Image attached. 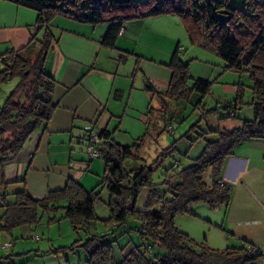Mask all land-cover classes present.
I'll return each instance as SVG.
<instances>
[{
    "label": "trees",
    "instance_id": "1",
    "mask_svg": "<svg viewBox=\"0 0 264 264\" xmlns=\"http://www.w3.org/2000/svg\"><path fill=\"white\" fill-rule=\"evenodd\" d=\"M1 1L36 12L38 31H43V36L41 40L37 39V34L33 37L38 49L35 58L7 53L5 55L12 54L14 58L3 62L4 69L0 72V84L13 76L20 77V84L0 109V233L12 237L15 228L38 224L42 214L56 213L59 204L65 202V218L73 230L88 235L83 245L88 255L87 264H259L262 256L251 254L244 245L222 251L211 249L205 243L198 246L189 235L177 229L175 219L191 214L195 204H228L231 191L222 178L226 159L246 141L264 138V0H243L242 8L233 5L231 0ZM163 15L178 16L191 42L216 50L228 64V70L249 74L253 82V118L241 120L237 116L240 105L244 104L243 89L239 87L234 103L226 105V116L220 119L225 126L218 130L208 129L198 136L205 142L200 156L186 169L179 164L173 166L172 170L180 172L181 176L178 182H167L168 193L158 190L152 180L154 169L141 157L151 135V112L145 136L132 147L121 146L107 131H89L86 151L93 133L101 139L97 147L105 161L104 185L110 195L109 221L114 228L124 226L130 217L141 223L136 230L141 244L130 248L127 255L117 260L112 243H104V237L91 232L96 220L95 203L99 198L96 191L88 192L78 181L69 180L63 189L51 191L42 199L33 198L25 189L20 190L14 194V202L9 203L7 195L1 192L2 187L6 188L4 169L35 130L49 124L57 108L53 100L55 81L45 73L46 55L54 40L49 27L54 19L64 17L92 26L109 24L101 45L115 49L126 23ZM221 15L229 20L223 22ZM179 49L177 46L168 64L171 80L161 95L172 101L188 99L191 93L198 97L207 95L211 88L207 82L199 80L193 89L188 88L192 78L189 66L180 59ZM147 89L154 90L151 85ZM228 118L240 122L229 126ZM165 121L166 131L173 136L171 122ZM183 138L186 136L178 142ZM178 142L175 141V148ZM209 170L212 176L207 182L205 174ZM143 190H148V194L143 209L138 211L136 206ZM247 244L263 253L258 246ZM3 249L9 250L4 245Z\"/></svg>",
    "mask_w": 264,
    "mask_h": 264
},
{
    "label": "rangeland",
    "instance_id": "2",
    "mask_svg": "<svg viewBox=\"0 0 264 264\" xmlns=\"http://www.w3.org/2000/svg\"><path fill=\"white\" fill-rule=\"evenodd\" d=\"M150 19L142 40L132 41L126 45L129 50L127 60L121 64L116 76L117 81L113 83L126 93H122L123 97L120 100H116L113 94L110 110L114 117L110 129L121 146L132 147L145 136L146 121L149 120L151 112V135L141 151V157L148 167L154 169L152 180L158 190L168 193L167 182H178L177 179L181 176L180 172L172 170L173 166L179 164L186 169L200 156L205 142L198 136L208 129L218 130L225 126L220 119L223 120L226 116V105L234 103L239 87L243 89L244 104L240 105L237 116L241 120L253 118L251 104L254 99L253 82L248 73L228 70V64L220 58L216 50L193 44L178 16L163 15ZM177 46L180 47V59L189 66L192 79L188 83V88L193 89L199 80L207 82L211 84L207 95L198 97L191 93L188 99L181 101L168 100L161 95L171 80L168 64ZM114 57L119 61L118 55ZM19 84V76H13L9 81L0 84V109ZM148 85L154 89L151 95L147 89ZM132 87L135 91L131 95ZM165 120L171 122L173 136L166 131ZM226 120L229 126L240 122L232 118ZM183 136L187 139L183 138L178 142ZM175 141L178 142L176 148L173 146ZM77 143H79L77 153L85 156L86 142L79 140ZM86 160L89 161L87 158ZM88 166L85 171L79 172L80 178H84L80 184L86 191H96L99 194L95 203L96 220L91 232L93 235L104 237V243H112L116 258L119 260L127 255L130 248L141 244L136 231L141 223L137 218L130 217L124 226L119 228L112 226L108 207L110 195L104 185L105 161L94 159ZM4 173L6 177L5 169ZM211 176L209 170L205 174V180L210 181ZM5 181L6 188L2 187L1 192L7 195V202L13 203L14 194L20 191V188L16 187L19 185L15 186V183L7 179ZM145 192L148 194V190L142 191L137 210L144 207ZM167 197L171 198L168 195ZM66 205L62 202L56 213L42 214L39 223L30 226L32 233L30 236L23 235V227L15 228L13 237L0 233V264H87L88 255L83 245L88 235L83 231L77 234L73 230L65 218L63 207ZM219 209H222L221 206L195 204L191 210L192 215L178 216L175 225L179 231L187 235L193 234L194 237L190 238L198 246L201 243L206 244L210 229L207 221H217L220 218ZM6 238L7 241H4ZM3 242L11 244L12 247L9 250L3 249Z\"/></svg>",
    "mask_w": 264,
    "mask_h": 264
},
{
    "label": "crops",
    "instance_id": "3",
    "mask_svg": "<svg viewBox=\"0 0 264 264\" xmlns=\"http://www.w3.org/2000/svg\"><path fill=\"white\" fill-rule=\"evenodd\" d=\"M231 2L243 7L238 6L242 0ZM37 18L34 11L0 0V56L14 52L24 58L36 57L38 49L33 37L37 34L41 40L43 35V31H38ZM149 19L126 23L115 49L101 45L109 24H79L64 17L52 21L49 29L54 40L46 55L45 73L55 81L53 100L57 108L49 124L39 126L5 166L7 180L35 199L63 189L69 180L79 183L84 180L79 172L85 171L94 159L78 154L77 142L85 143L92 129L112 133L111 99L114 94L120 100L122 93H126L113 83L121 64L127 60L126 45L142 40ZM121 54L126 58L120 57L119 62L114 56ZM0 67L1 72L4 69L1 62ZM134 91L132 87L131 95ZM112 137L115 140L114 134ZM222 178L230 187L231 199L220 205L217 221H207L210 229L206 245L222 251L251 243L264 252V138L246 141L236 148L225 161ZM22 230L23 235H32L30 226H23Z\"/></svg>",
    "mask_w": 264,
    "mask_h": 264
},
{
    "label": "built area",
    "instance_id": "4",
    "mask_svg": "<svg viewBox=\"0 0 264 264\" xmlns=\"http://www.w3.org/2000/svg\"><path fill=\"white\" fill-rule=\"evenodd\" d=\"M39 26V25H38ZM40 27V26H39ZM124 28L121 29L120 34L122 35L124 32ZM12 58H14V56L12 54H8V55H3L0 57V62H8L10 61ZM90 145L87 147V151L86 154L88 155V157L90 159H102V153L100 151V149L97 147V145L101 142V139L99 137V135L97 133H93L90 137ZM10 245L9 244H5L4 248H9ZM244 247L250 251L251 254L253 255H261L262 256V260L264 261V252L261 253V251L257 250V248L253 245H249V244H244Z\"/></svg>",
    "mask_w": 264,
    "mask_h": 264
},
{
    "label": "water",
    "instance_id": "5",
    "mask_svg": "<svg viewBox=\"0 0 264 264\" xmlns=\"http://www.w3.org/2000/svg\"><path fill=\"white\" fill-rule=\"evenodd\" d=\"M220 19H221L223 22H227V21L229 20V17H227V16H225V15H221V16H220ZM120 57H124V59L126 58V56H125V55H122V54H121V56H119V58H120ZM123 63H124V61H123ZM131 209H132V207L130 206V207H129V210H131Z\"/></svg>",
    "mask_w": 264,
    "mask_h": 264
}]
</instances>
